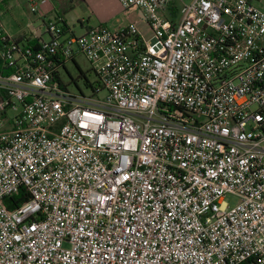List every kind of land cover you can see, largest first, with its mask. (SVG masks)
<instances>
[{"label":"built area","instance_id":"obj_1","mask_svg":"<svg viewBox=\"0 0 264 264\" xmlns=\"http://www.w3.org/2000/svg\"><path fill=\"white\" fill-rule=\"evenodd\" d=\"M254 1L119 0L150 37L54 21L37 49L0 20V264H264ZM76 54L88 99L53 80Z\"/></svg>","mask_w":264,"mask_h":264},{"label":"rangeland","instance_id":"obj_2","mask_svg":"<svg viewBox=\"0 0 264 264\" xmlns=\"http://www.w3.org/2000/svg\"><path fill=\"white\" fill-rule=\"evenodd\" d=\"M28 2L29 0H5L0 4V20L5 26L7 32L13 37L31 32V27H35V25L41 27L42 31L45 32L46 24L48 22L55 21L54 12L44 14L42 12V8L39 7L37 13L34 14L30 11ZM254 4L264 11V0L255 1ZM47 5L48 7L53 5L57 9L67 8L70 6V0H47L45 6ZM136 11V9L124 10V14L126 13V17H128V19L125 17L122 18L121 25L127 26L133 23V21L137 19V16L133 13ZM77 12L67 10L65 12V17L67 19L68 26L72 29V31H74L73 33L80 36L86 31L80 27L79 21L77 20ZM44 35L45 41H48L49 36L47 33H44ZM147 37H150V34L147 35ZM65 67V69L60 71V76L62 81L67 85L69 91L78 96H84L87 99L92 97V89L90 87H86L85 80L79 77L80 73L83 72L87 76L90 83L95 84L97 82V77L86 58L81 54H76L73 60L66 63ZM105 96L106 92L103 90L99 94V98H103ZM226 201L231 207L240 203V200L232 195H229L226 198Z\"/></svg>","mask_w":264,"mask_h":264},{"label":"crops","instance_id":"obj_3","mask_svg":"<svg viewBox=\"0 0 264 264\" xmlns=\"http://www.w3.org/2000/svg\"><path fill=\"white\" fill-rule=\"evenodd\" d=\"M41 8L44 14L54 12V20L64 22L71 32L74 31L68 26L65 17V12L67 10L74 12L79 11L77 12V20L79 21L80 27L85 29V31L100 26H106L111 31H119L128 26L121 25L122 18L125 17L128 19V17H126V13L124 14V9L119 0H70V6L67 8L57 9L53 5H51V7L43 5ZM133 13L137 16V19L131 24H137L140 32L147 37L148 31L146 30V25L142 21V13L138 10ZM31 30L32 31L27 34L25 33L14 37L25 44L34 43L35 45H40L42 42H48L50 40V35L46 30L43 32L41 27L35 25V27H31ZM44 33H47L49 36L48 41H45Z\"/></svg>","mask_w":264,"mask_h":264},{"label":"trees","instance_id":"obj_4","mask_svg":"<svg viewBox=\"0 0 264 264\" xmlns=\"http://www.w3.org/2000/svg\"><path fill=\"white\" fill-rule=\"evenodd\" d=\"M61 24L63 25V28H64L65 30H69L68 27H67V25H66L64 22L61 21ZM30 45H32L35 49H37L38 46H39V45H35L34 43H31ZM65 68H66V67H65ZM65 68H64V69H65ZM79 77H80V78H83V79L85 80V85H86V87H90V88L92 89V92H93V90L95 89V86L98 85V82H96L95 84L90 83V82L88 81V79H87V76H86L83 72L80 73ZM53 80H56V81L60 82L61 85L63 86V88L66 89L67 85H66V84L64 85V82H63L62 79H61L60 73L55 72V73L53 74ZM18 201H19V202H22V195H21V194H20L18 197H16V198H12V199H11V201L8 203V206H7L8 209L12 210V209H13V205H12V203H13V204H16V203H18Z\"/></svg>","mask_w":264,"mask_h":264}]
</instances>
